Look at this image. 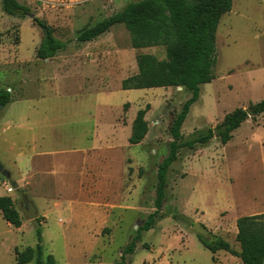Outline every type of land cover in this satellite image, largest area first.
Returning a JSON list of instances; mask_svg holds the SVG:
<instances>
[{
	"label": "rangeland",
	"instance_id": "rangeland-1",
	"mask_svg": "<svg viewBox=\"0 0 264 264\" xmlns=\"http://www.w3.org/2000/svg\"><path fill=\"white\" fill-rule=\"evenodd\" d=\"M18 1L67 47L53 59H38L41 28L27 15L5 14L0 0V90L12 96L0 112V162L18 184L13 188L0 174V197L13 199L22 219L17 228L0 211V264H18V252L37 246L39 228L44 256L53 255L56 264H116L155 210L158 169L191 94L173 87L122 89L138 73L139 54L166 60L163 47L133 49L123 25L93 42L76 41L84 29L140 0ZM217 51L215 79L202 86L181 142L264 101V0H234L219 24ZM147 105L148 135L131 145L133 122ZM27 201L37 208L36 220L27 218ZM261 213L264 114L245 121L226 145L215 137L179 151L162 211L126 262L242 264L224 251L214 255L192 226L201 223L240 251L237 220Z\"/></svg>",
	"mask_w": 264,
	"mask_h": 264
},
{
	"label": "trees",
	"instance_id": "trees-1",
	"mask_svg": "<svg viewBox=\"0 0 264 264\" xmlns=\"http://www.w3.org/2000/svg\"><path fill=\"white\" fill-rule=\"evenodd\" d=\"M234 0H140L128 3L122 10L84 29L76 41L88 43L108 33L113 27L123 25L130 34L131 46L135 50L163 47L166 60H159L153 54L137 56L138 73L122 82L123 90L154 88H182L191 94L171 129L173 141L170 150L158 169L155 210L148 216L144 226L136 231L130 244L124 249L121 261L127 264L128 255H133L142 233L150 231L162 211L166 198L168 173L182 148L194 149L206 146L215 137L222 145L233 139V133L248 119L264 114V101L251 104L248 109L238 108L226 115L215 129L187 142L183 139L182 128L193 105L200 100L202 86L215 79L214 69L218 61L217 31L222 17L233 9ZM3 12L9 16L24 17L30 8L18 0H3ZM43 32V39L37 49L40 60L53 59L66 49L67 44L55 36L52 26L40 18L34 19ZM12 96L7 90H0V104L8 106ZM128 104H125V108ZM150 105L137 112L132 126L129 143L138 145L146 138L149 124L146 115ZM0 211L4 220L20 228L22 219L9 196L0 197ZM237 242L240 251L217 236L210 241L199 237L203 245L214 255L220 251L240 258L242 264H264V213L244 216L237 220ZM38 244L17 253L18 264H56L53 255L44 256L42 231L37 229Z\"/></svg>",
	"mask_w": 264,
	"mask_h": 264
},
{
	"label": "water",
	"instance_id": "water-1",
	"mask_svg": "<svg viewBox=\"0 0 264 264\" xmlns=\"http://www.w3.org/2000/svg\"><path fill=\"white\" fill-rule=\"evenodd\" d=\"M27 16H29L32 19L36 18V15L33 13H27ZM5 108L4 104H0V112ZM0 174H2L6 179L10 181V184L13 188H18V184L16 182L11 181V173L5 169L3 164L0 162ZM28 207H27V218L29 220H36L38 216L37 208L29 201H27ZM192 230L200 237L206 239L207 241H210L212 236L210 235L209 230L205 226H203L201 223L196 222L192 226Z\"/></svg>",
	"mask_w": 264,
	"mask_h": 264
},
{
	"label": "crops",
	"instance_id": "crops-1",
	"mask_svg": "<svg viewBox=\"0 0 264 264\" xmlns=\"http://www.w3.org/2000/svg\"><path fill=\"white\" fill-rule=\"evenodd\" d=\"M93 42V41H92ZM31 161H32V158H31ZM33 166V163L31 164Z\"/></svg>",
	"mask_w": 264,
	"mask_h": 264
}]
</instances>
